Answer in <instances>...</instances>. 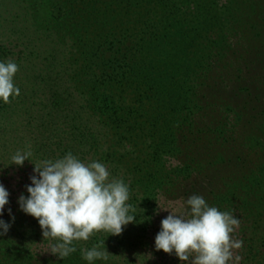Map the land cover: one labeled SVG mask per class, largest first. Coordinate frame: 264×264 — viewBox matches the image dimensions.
<instances>
[{
	"label": "trees",
	"instance_id": "obj_1",
	"mask_svg": "<svg viewBox=\"0 0 264 264\" xmlns=\"http://www.w3.org/2000/svg\"><path fill=\"white\" fill-rule=\"evenodd\" d=\"M42 4L47 5L45 15L54 17L46 19L44 26L59 33L63 30L74 38L73 47L81 66L85 65L89 49L91 63L98 59L96 69L109 78L120 73L117 63L131 66L128 69L135 79L125 75L120 80V94L135 93L143 98L133 119L142 121L148 113L158 118L165 133L163 144L168 148L163 152L168 150L180 161L176 174H171V170L156 173L145 193L150 195L159 187L168 194L175 190L181 195L187 214V199L194 194L203 196L209 206L231 212L240 220L241 234L251 236L242 238L247 242L242 246L247 251L243 259L264 264V249L259 245H264V83L260 77L264 72V0H42ZM71 15H78L80 21L65 19ZM123 27L128 28L132 38L125 42L112 40L111 47H102L100 53L99 46L91 45L104 28L112 35ZM246 27L249 33L245 32ZM86 28H91L85 32L92 41L85 47L78 46ZM139 35L141 42L137 40ZM138 45L142 57L133 53ZM152 49L157 52L156 58L151 56ZM192 49L194 54L186 53ZM163 54L179 56L181 61L166 62ZM141 60L144 63L138 68ZM159 60L166 67L155 65ZM246 63L252 70L257 68V81L241 75ZM235 66L238 74L232 76L229 68ZM77 70L72 78L81 89L87 81ZM134 80L139 81L133 85ZM116 90L111 84L88 93L87 103H94L101 116L110 118L113 109H123ZM152 90L156 91L153 97ZM177 104L183 105L178 111ZM3 175L6 174L1 173V179ZM171 176L178 181L167 184ZM187 177L190 181L185 182ZM11 198L9 195V202ZM9 205L0 215L11 225L6 234L0 235V264H135L114 256L89 262L83 258V245L63 259L51 252L52 245L58 243L51 237L50 248L33 249L32 243L25 240L26 235L41 238L43 232L28 228V223L13 215L15 209H20L18 201L17 207ZM129 214L134 215L131 211ZM106 233L83 241L85 250L106 240L110 234ZM128 235L125 233L117 242L124 244Z\"/></svg>",
	"mask_w": 264,
	"mask_h": 264
},
{
	"label": "rangeland",
	"instance_id": "obj_2",
	"mask_svg": "<svg viewBox=\"0 0 264 264\" xmlns=\"http://www.w3.org/2000/svg\"><path fill=\"white\" fill-rule=\"evenodd\" d=\"M46 7L42 0H0V62L11 60L19 66L13 80L15 86L20 89V95L11 96L9 103L0 98V174H6L0 178V182L9 189V195L12 196L8 205L17 207L19 197L22 194L28 196L26 186L32 183L30 177L38 175L34 172V163L46 159L55 161L69 152L86 164L99 161L107 167L110 173L109 180L122 179L129 186L130 196L127 202L135 208L133 213L136 218L124 226L122 234H109L106 240H102L105 243L101 250H108L109 256L116 259L133 260L135 264H190L192 257L189 261H181L175 251L169 254L155 247V237L161 231V221L171 211L165 209L171 208L178 214H187V210L181 195L174 193L175 190L168 194L165 189L159 187L150 195L145 193L148 182L154 181L156 173L171 170V174H176L180 161L168 153V150L163 152L168 148L163 144L165 133L160 127L161 123L157 121L158 118L148 113L142 121L133 119L137 113L135 108H139L137 104L143 98L136 96L135 93L132 96L120 94L119 89L122 86L120 80L125 75L133 78L132 71L128 69L131 66L117 63L120 73L109 78L108 75H104V71L96 69L98 59L91 63L90 49L86 54L85 65L81 66L80 57L73 47L74 38L66 35L63 30L59 33L44 26L46 19H54L53 16L45 15ZM65 19L75 23L80 21L78 15H71ZM90 29L82 31L80 40L77 41L78 46L85 47V43L92 41L90 35L85 32ZM245 32L249 33L248 27ZM108 33L104 28L99 38L91 44L99 46V53L102 47L109 49L112 40L125 42L133 37L126 27L112 35ZM141 37L139 35L137 40L140 41ZM193 51L194 49L186 53L192 55ZM154 52L155 49H152V58L158 56L157 52L153 55ZM133 53L142 57L141 46H136ZM97 55V52H93V56ZM163 56L166 62L170 59L175 63L181 61L179 56L175 58L171 54ZM231 58L234 60L233 56ZM142 63L143 60L138 68ZM155 63L162 68L166 67L163 60ZM239 66L242 69V65ZM78 68L83 79L87 81L86 87L81 86L83 91L80 87L78 89L72 78L78 72ZM235 69L236 66L229 68L232 76L238 74ZM252 69V66L246 63L241 75L257 81L259 76L257 68ZM260 77L264 83V72ZM137 81L139 80H134L133 85ZM111 84L117 88L116 92L120 96L123 109L118 112L113 109L109 118L101 116L94 103L87 101L88 93L101 91ZM150 93L152 97L156 95L154 90ZM182 106L177 104L175 108L178 111ZM130 119L132 120L129 124ZM27 150H31L32 156L26 159L22 166L12 162V156L17 151ZM185 180L190 181L188 177ZM172 181H178L177 177L171 176L167 179V184ZM13 215L19 217L23 223H28V228L34 227L37 231L43 232L38 219L25 213L21 208L15 209ZM240 227L232 233L233 239L241 240L243 236L250 238V235L241 234ZM105 233L106 231H100L92 236L100 237ZM125 233L129 235L121 245L117 241L125 237ZM25 240L31 242V247L36 250L50 248L51 239H45L44 236L34 238V234L26 235ZM83 241L85 240L74 241L73 244L76 248L83 245L82 248L85 250L87 247ZM80 242L83 244H79ZM259 245L263 250L264 245L261 243ZM246 252L243 247L233 249L234 257L236 255L241 257L238 264H251L243 259ZM234 257L229 264H236Z\"/></svg>",
	"mask_w": 264,
	"mask_h": 264
},
{
	"label": "clouds",
	"instance_id": "obj_3",
	"mask_svg": "<svg viewBox=\"0 0 264 264\" xmlns=\"http://www.w3.org/2000/svg\"><path fill=\"white\" fill-rule=\"evenodd\" d=\"M18 71L15 62H0V98L5 103L10 102L11 96L20 95L13 80ZM31 156V150L17 151L12 162L22 166ZM34 164L38 175H32V183L26 186L30 195L22 194L18 202L22 211L38 219L45 239L51 237L60 241L50 250L61 258L77 251L74 241H87L100 231L120 235L124 226L136 220L129 214L135 212L127 203L129 186L122 179L109 180L110 173L103 163L86 164L69 152L61 159ZM8 203L9 192L0 182V215ZM187 205L190 206L188 214L165 209L171 211L161 221V231L155 237L156 249L169 254L175 251L181 261L192 257L190 264H229L234 257L233 249L243 246L242 240L232 237L240 220L231 212L209 206L201 195H191ZM10 227L0 219L3 229L0 235L6 234ZM104 243L101 241L90 250H82L83 258L89 262L108 260V250H101ZM234 259L238 264L241 257L236 255Z\"/></svg>",
	"mask_w": 264,
	"mask_h": 264
}]
</instances>
